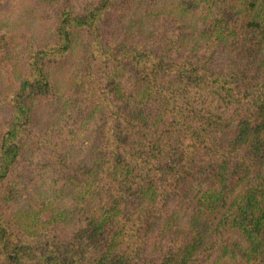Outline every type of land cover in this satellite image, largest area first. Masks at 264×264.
Here are the masks:
<instances>
[{
    "label": "trees",
    "instance_id": "obj_1",
    "mask_svg": "<svg viewBox=\"0 0 264 264\" xmlns=\"http://www.w3.org/2000/svg\"><path fill=\"white\" fill-rule=\"evenodd\" d=\"M114 2L95 0L77 14L60 8L52 43L30 46L25 75L3 97L0 188L9 198L4 184L30 133L34 100H53L44 67L66 57L75 30L86 34L81 102L92 99L85 114L92 126L100 122L99 152L89 163L55 158L51 193L65 202L34 231L10 229L0 211V264H196L212 244L219 255L211 264H264V74L254 68L264 55V0H177L190 40L182 53L173 33L162 38L169 53L103 39ZM160 32L149 34L159 40ZM220 52L224 67L211 63ZM56 218L61 229L74 225L68 238L39 230ZM158 238L162 257L139 262Z\"/></svg>",
    "mask_w": 264,
    "mask_h": 264
},
{
    "label": "rangeland",
    "instance_id": "obj_2",
    "mask_svg": "<svg viewBox=\"0 0 264 264\" xmlns=\"http://www.w3.org/2000/svg\"><path fill=\"white\" fill-rule=\"evenodd\" d=\"M114 1L100 26L103 39L122 43L139 42L144 44L147 50L157 51L158 48H162L163 52L169 53L162 38L173 33L174 38H177L178 51L181 53L188 51L189 32H182L184 31L182 28L186 26H182L179 15L173 9L177 0ZM94 3L95 0H0V127L9 113L2 102L3 97L16 88L19 79L25 75L30 46H46L52 43V33L60 8L65 7L73 14H77ZM185 23H188L186 19ZM156 26L163 31L159 33V40H155L156 37L152 38L149 34ZM87 41L84 32L75 30L66 57L52 60L44 67L52 85L53 92L50 96L53 100L51 98L34 100V117L29 128L30 133L22 140L17 167L4 184L8 185L6 192L11 194L10 197L6 198V193L1 194L3 190L0 188V211L5 225L10 229L32 232L34 229H30L31 225L37 220H47L62 207L65 201L61 202L55 193H51V189L59 185L55 177L56 170L59 171L61 167L56 164V157L66 153L71 163L75 160L89 163L99 152V139L95 138L97 133L93 130H96L100 122L92 126L95 119L88 112L85 114L90 107L86 102H91L92 99L87 98L85 102H81L83 86L80 83V67ZM171 52L173 55L174 51ZM192 55L196 54L191 53L190 56ZM258 57L254 68L264 74V55L260 54ZM227 62L224 52L216 53L211 60L212 65L220 67H224ZM78 108L84 109V112L76 114ZM56 146L61 150H55L54 156L51 157L49 150ZM56 222L61 223L56 218L50 231L47 228L39 230L46 234H57L60 238H68L74 225H66L61 229ZM51 225L53 223L49 224ZM111 231H107L105 236ZM230 234L231 240L237 242L238 237L234 230ZM147 235L152 237L157 234ZM158 240L160 239L150 242L139 252V262L158 261L162 257L165 250H161L163 248L161 245L164 240L159 245L153 244ZM152 244L154 249L150 251ZM210 247L208 253L196 264H211L215 261L219 254L216 253L214 244ZM229 259L222 262L221 257H218L215 264H239V261Z\"/></svg>",
    "mask_w": 264,
    "mask_h": 264
}]
</instances>
